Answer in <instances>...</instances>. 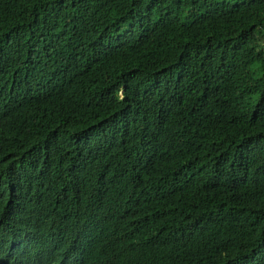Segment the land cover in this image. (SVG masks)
<instances>
[{
	"label": "trees",
	"instance_id": "trees-1",
	"mask_svg": "<svg viewBox=\"0 0 264 264\" xmlns=\"http://www.w3.org/2000/svg\"><path fill=\"white\" fill-rule=\"evenodd\" d=\"M0 264H264V0H0Z\"/></svg>",
	"mask_w": 264,
	"mask_h": 264
}]
</instances>
